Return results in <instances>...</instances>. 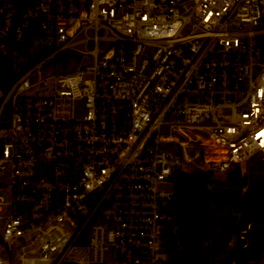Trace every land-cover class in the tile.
Instances as JSON below:
<instances>
[{"label":"built area","instance_id":"2783aa9c","mask_svg":"<svg viewBox=\"0 0 264 264\" xmlns=\"http://www.w3.org/2000/svg\"><path fill=\"white\" fill-rule=\"evenodd\" d=\"M0 57V264H168L181 165L264 161V0H0Z\"/></svg>","mask_w":264,"mask_h":264},{"label":"trees","instance_id":"16d2710c","mask_svg":"<svg viewBox=\"0 0 264 264\" xmlns=\"http://www.w3.org/2000/svg\"><path fill=\"white\" fill-rule=\"evenodd\" d=\"M10 62L0 57V85L6 87L13 79ZM5 78H8L6 80ZM264 164V161H261ZM264 172V171H263ZM245 187L241 198L234 204L240 213L236 230L252 223L248 234L249 243L238 239L227 251L228 264H257L264 253V241L256 245L264 231V173L247 174L237 165L228 170L223 180L206 171H177L173 179L171 214L175 227L170 226L166 235L168 264H212L210 225V188L214 185ZM172 227V228H171Z\"/></svg>","mask_w":264,"mask_h":264},{"label":"rangeland","instance_id":"374dc122","mask_svg":"<svg viewBox=\"0 0 264 264\" xmlns=\"http://www.w3.org/2000/svg\"><path fill=\"white\" fill-rule=\"evenodd\" d=\"M54 64L61 65L60 61L55 59L53 60ZM58 71V70H57ZM163 149L164 146H161ZM261 159L256 156L251 158L249 161H243L239 163V167L241 172H245L247 174L256 173L257 170L264 173V164L261 163ZM192 165L183 163L181 165V169L184 171H190ZM227 171H215L213 172V177L215 179L223 180L226 177ZM244 189V188H243ZM245 191V189H244ZM0 195L4 198H8L9 190L7 188L0 189ZM227 211H230L235 217L240 216V213L235 211L234 205L231 203H212L211 204V214H210V225L212 228V240H211V259L213 261L212 264H217L218 260L221 258H225L227 251L230 249L231 244H228L226 241L219 238L215 232L216 225L218 224L219 218L223 216ZM232 240H235V236H232ZM233 241H231L232 243ZM234 243V242H233ZM232 243V244H233ZM257 264H264V253L261 255L260 260Z\"/></svg>","mask_w":264,"mask_h":264},{"label":"water","instance_id":"95a60500","mask_svg":"<svg viewBox=\"0 0 264 264\" xmlns=\"http://www.w3.org/2000/svg\"><path fill=\"white\" fill-rule=\"evenodd\" d=\"M244 189L242 187H222L212 186L210 188V200L214 203H236L242 196ZM235 229V218L230 211H227L219 218L215 232L219 238L228 241ZM264 233L259 237L256 245L262 243ZM218 264H228L225 258L218 260Z\"/></svg>","mask_w":264,"mask_h":264},{"label":"flooded vegetation","instance_id":"af4514ba","mask_svg":"<svg viewBox=\"0 0 264 264\" xmlns=\"http://www.w3.org/2000/svg\"><path fill=\"white\" fill-rule=\"evenodd\" d=\"M213 186H222V185H218V184H214ZM228 185H224V186H222V187H227ZM244 189H245V187H244ZM244 192V191H243ZM232 205H234L235 203H231ZM234 208H235V206H234ZM238 213V212H237ZM234 214V213H233ZM234 216V215H233ZM234 218H235V229H234V232H233V234H232V236L234 235L235 236V240H232V236L230 237V239L228 240V241H226L228 244H231V247H230V249L235 245V243H236V241L239 239L238 237H237V233H238V231L239 230H236V221H237V218L238 217H235L234 216ZM249 224H250V228L247 230V224L245 225V227H244V229H246V232L244 233V237L242 238V239H240V240H242V241H244V245H243V247H245L248 243H249V241H248V234H249V231L251 230V226H252V223L251 222H248ZM262 233H264V231L262 232ZM261 233V234H262ZM261 236V235H260ZM231 241H233L232 243H231ZM264 241V240H263ZM217 260H219V259H217ZM217 264H218V262H217Z\"/></svg>","mask_w":264,"mask_h":264}]
</instances>
